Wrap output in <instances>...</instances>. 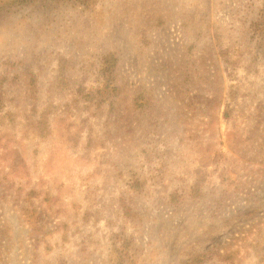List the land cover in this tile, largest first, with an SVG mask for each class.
<instances>
[{"label": "rangeland", "instance_id": "obj_1", "mask_svg": "<svg viewBox=\"0 0 264 264\" xmlns=\"http://www.w3.org/2000/svg\"><path fill=\"white\" fill-rule=\"evenodd\" d=\"M263 3L0 0V264H264Z\"/></svg>", "mask_w": 264, "mask_h": 264}, {"label": "trees", "instance_id": "obj_2", "mask_svg": "<svg viewBox=\"0 0 264 264\" xmlns=\"http://www.w3.org/2000/svg\"><path fill=\"white\" fill-rule=\"evenodd\" d=\"M255 28H256V30H258V34L261 37V42L264 45V3L260 7L259 15L255 20ZM109 59L111 62H109L108 64H105V61H109ZM99 63L100 64H99L98 70L100 73L102 72V73L106 74V80L102 86L97 88L96 92L102 93L101 98H99V100H101L103 102H108L112 98V96L116 90V87L113 85V83L111 81V77H112L111 74H112L114 66H115V56L113 54H106L101 58V61ZM77 89H78V91H80V90L84 89V87L78 86ZM93 92H94V90H91L90 93L86 94L87 98H90V97L92 98ZM1 106H2V96L0 95V107ZM46 111L47 110H45V111L43 110L42 117L38 120L40 130L46 124V117H45ZM138 184H140V182L135 181L131 184V187L136 188V186Z\"/></svg>", "mask_w": 264, "mask_h": 264}]
</instances>
